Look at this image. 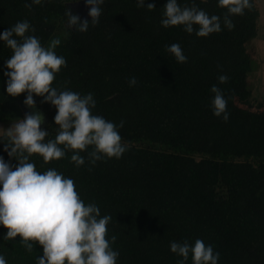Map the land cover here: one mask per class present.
<instances>
[{
    "label": "trees",
    "instance_id": "obj_1",
    "mask_svg": "<svg viewBox=\"0 0 264 264\" xmlns=\"http://www.w3.org/2000/svg\"><path fill=\"white\" fill-rule=\"evenodd\" d=\"M76 1L0 0V34L27 20L35 29L30 34L47 47ZM177 2L220 17L222 30L198 37V26L192 34L183 26L162 27L167 0H145V8H138L137 0H104L95 27L85 33L72 28L54 49L66 66L53 87L91 93L94 115L117 126L123 121L118 127L127 147L122 156L92 163L90 146L79 167L70 151L60 160L45 163L34 155L30 161L41 173L51 168L71 178L85 204L95 203L101 216L112 217L108 238L116 237L111 247L119 253L117 264H180L182 257L170 251V243L194 245L197 239L219 253L217 264H264V108L244 116L238 106L251 97L247 76L255 63L246 45L259 34V12L250 0L243 15L231 17L229 30L223 25L227 10L218 0ZM149 3L153 11L146 9ZM173 43L183 49L186 63L166 51ZM11 55L0 41V124L19 119L26 97L6 94L5 63ZM221 75L228 77L226 83H219ZM133 77L137 84L130 87ZM213 85L227 100V122L213 115ZM33 98L45 116L46 141L55 139L56 109L42 97ZM0 157L17 165L3 143ZM5 235L0 226L6 264H36L42 256L39 245L29 252L19 237ZM184 264H192L191 253Z\"/></svg>",
    "mask_w": 264,
    "mask_h": 264
},
{
    "label": "clouds",
    "instance_id": "obj_2",
    "mask_svg": "<svg viewBox=\"0 0 264 264\" xmlns=\"http://www.w3.org/2000/svg\"><path fill=\"white\" fill-rule=\"evenodd\" d=\"M89 9V20L66 9L67 27L76 32L85 33L89 26L95 27L102 14L104 0H84ZM41 0H32L39 5ZM218 6L226 9L223 25L231 30L234 27L232 16L243 15L250 7V0H218ZM25 7L31 8L26 4ZM138 8H145V0H137ZM147 10L153 11L154 4L149 3ZM161 26L164 28L183 26V30L192 34L194 26L198 37H207L222 30L221 18L209 16L195 4L181 7L177 0H167L163 8ZM35 29L27 20L17 22L0 34L12 55L7 59L4 75L7 77L6 94L16 98L26 94L23 104L33 111L27 112L23 119H15L10 127L0 129V140L8 156L17 161L13 168L0 157V226L6 229L5 239L20 238L23 247L31 252L39 245L42 256L36 264H117L118 251L111 244L116 237L108 238V224L112 217L101 216L95 203L85 204L76 191L75 183L55 169L41 173L36 170L30 157H42L45 163L60 160L66 152H72L71 161L77 167L85 163L81 153L89 147L88 157L92 163L102 158H117L127 150L122 143L118 127L99 115L93 114L96 102L91 93L81 96L70 90H58L53 87L56 74L66 66L63 56H58L54 49L60 45L59 38L52 39L44 47L39 38L31 35ZM179 64L187 62L183 49L177 43L166 47ZM228 77H218L220 84ZM137 80H129L134 87ZM214 97L211 101L213 115L229 119L227 100L215 85L210 89ZM34 96L42 97V103H48L56 109L54 124L58 126L57 135L47 140L48 131L43 130L44 116L36 109ZM63 146V147H61ZM170 251L182 257L180 264L188 260L191 253L192 264H217L219 253L211 245L197 239L194 245L188 241L171 242ZM0 264H6L0 255Z\"/></svg>",
    "mask_w": 264,
    "mask_h": 264
},
{
    "label": "rangeland",
    "instance_id": "obj_3",
    "mask_svg": "<svg viewBox=\"0 0 264 264\" xmlns=\"http://www.w3.org/2000/svg\"><path fill=\"white\" fill-rule=\"evenodd\" d=\"M256 8L260 9L261 11V19L257 20V26H258V36L251 41L250 43H248L246 45V50L247 53L250 55V57L253 59L255 65H254V70L247 76V83H248V87L252 93L250 99H249V104L247 105H242V104H238L241 113L244 116H247L248 114L252 113V112H256V111H260L264 108V101H263V89H264V80L261 81V75L258 74L259 71V67H260V63L259 61L262 60V58L264 59L263 54H262V48L260 47V41H261V37H262V33L264 31V9L262 10L261 7V2L259 0H256ZM71 10L80 17L81 21L88 19V11L89 9L85 6V2L84 0H80V1H76L75 3H70L69 4ZM58 29L55 31L54 36L52 37V39H56L59 38L60 40H62L63 38H65L67 36V34L71 31V29H69L67 27V22H60L58 25ZM48 47V46H47ZM260 56L262 58H260ZM257 58V59H256ZM264 61V60H262ZM248 80H250L248 82ZM38 110V109H35ZM33 111L32 109H28L25 105L21 106V111L19 114V119H23L25 114L27 112H31ZM39 112H41L40 110H38ZM42 113V112H41ZM43 114V113H42ZM44 116V114H43ZM10 127V123L8 124H0V129H7ZM41 128L43 130H46V120H45V116H44V123L41 125ZM159 147H157L158 149ZM195 159L198 160L199 157L195 156Z\"/></svg>",
    "mask_w": 264,
    "mask_h": 264
},
{
    "label": "crops",
    "instance_id": "obj_4",
    "mask_svg": "<svg viewBox=\"0 0 264 264\" xmlns=\"http://www.w3.org/2000/svg\"><path fill=\"white\" fill-rule=\"evenodd\" d=\"M254 1V3L256 4L257 2H256V0H253ZM260 2H261V7H262V10L264 9V0H259ZM264 11V10H263ZM258 12H259V17H258V22H259V20L261 19V11H260V9L258 8ZM263 21H264V19H263ZM263 33H264V31H263ZM263 33H262V35H263ZM262 38V37H261ZM256 40H257V38H256ZM253 41V40H252ZM260 47L262 48V54H263V56L262 57H264V39L262 38L261 39V41H260ZM261 56H260V58H262ZM257 59V58H256ZM262 60H264L263 58H262ZM262 60H260L259 61V63H260V67H259V71H258V74H260L261 75V81H263L264 80V61H262ZM250 80H248V82H249ZM263 94H264V89H263ZM251 95H252V93H251Z\"/></svg>",
    "mask_w": 264,
    "mask_h": 264
}]
</instances>
